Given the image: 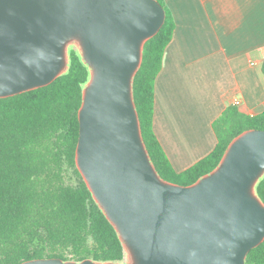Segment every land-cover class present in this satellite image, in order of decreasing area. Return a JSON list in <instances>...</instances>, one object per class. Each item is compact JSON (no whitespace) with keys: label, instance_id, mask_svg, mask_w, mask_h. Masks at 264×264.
<instances>
[{"label":"water","instance_id":"1","mask_svg":"<svg viewBox=\"0 0 264 264\" xmlns=\"http://www.w3.org/2000/svg\"><path fill=\"white\" fill-rule=\"evenodd\" d=\"M165 20L157 0H0V99L50 85L76 46L89 68L76 167L129 264H244L264 241V130H247L195 183L163 181L142 141L132 84ZM20 264H120L58 258Z\"/></svg>","mask_w":264,"mask_h":264},{"label":"trees","instance_id":"2","mask_svg":"<svg viewBox=\"0 0 264 264\" xmlns=\"http://www.w3.org/2000/svg\"><path fill=\"white\" fill-rule=\"evenodd\" d=\"M165 20L143 47L132 84L142 141L158 176L188 186L213 171L230 142L247 130H264V112L249 116L230 105L214 121V149L177 173L153 131L154 82L174 33L162 0ZM68 70L50 85L0 99V264L58 258L120 263L126 257L111 223L93 200L77 170L78 110L89 68L77 49L68 50ZM264 74V61L261 66ZM264 204V176L255 186ZM244 264H264V241Z\"/></svg>","mask_w":264,"mask_h":264},{"label":"crops","instance_id":"3","mask_svg":"<svg viewBox=\"0 0 264 264\" xmlns=\"http://www.w3.org/2000/svg\"><path fill=\"white\" fill-rule=\"evenodd\" d=\"M162 1L174 33L154 82L152 126L180 173L214 149L212 125L228 106L264 112V0Z\"/></svg>","mask_w":264,"mask_h":264},{"label":"rangeland","instance_id":"4","mask_svg":"<svg viewBox=\"0 0 264 264\" xmlns=\"http://www.w3.org/2000/svg\"><path fill=\"white\" fill-rule=\"evenodd\" d=\"M70 48L75 49V50L77 49L76 46H74V45H71V46L68 48V50H69ZM122 264H129V259H128L127 254H126L125 260L123 261Z\"/></svg>","mask_w":264,"mask_h":264},{"label":"built area","instance_id":"5","mask_svg":"<svg viewBox=\"0 0 264 264\" xmlns=\"http://www.w3.org/2000/svg\"><path fill=\"white\" fill-rule=\"evenodd\" d=\"M235 105H237V103H235Z\"/></svg>","mask_w":264,"mask_h":264}]
</instances>
